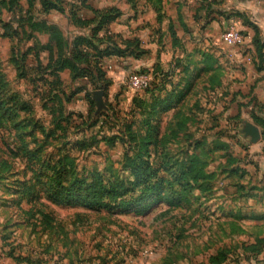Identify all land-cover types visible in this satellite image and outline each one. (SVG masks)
Masks as SVG:
<instances>
[{
  "label": "rangeland",
  "instance_id": "obj_1",
  "mask_svg": "<svg viewBox=\"0 0 264 264\" xmlns=\"http://www.w3.org/2000/svg\"><path fill=\"white\" fill-rule=\"evenodd\" d=\"M19 1L11 12L0 0V264H264L262 173L251 175L263 166L228 101L240 65L224 35L246 37L238 15L223 8L206 30L220 0H89L125 12L130 37L147 27L157 58L138 71L150 91L130 86L133 72L107 80L105 108L85 120L59 116L86 110L82 95L56 102L21 74ZM97 180L121 196L109 210L73 191Z\"/></svg>",
  "mask_w": 264,
  "mask_h": 264
},
{
  "label": "crops",
  "instance_id": "obj_2",
  "mask_svg": "<svg viewBox=\"0 0 264 264\" xmlns=\"http://www.w3.org/2000/svg\"><path fill=\"white\" fill-rule=\"evenodd\" d=\"M73 1L77 0H72L71 2L73 3ZM19 2V8H21V14L23 17L32 16L34 17L33 21L45 22L48 25L54 26L60 32L62 43L65 41L70 43L73 38L76 37H89L92 34L93 28L96 26L94 13L87 9H83L80 12V17L91 24L87 28H81L72 24L68 12L59 13L54 10L47 12L41 11L42 8L40 7L39 1H33L31 7H29L28 1L26 2V6H24L23 2ZM217 5L218 8H216V6H212L210 10V12L213 13L211 14L214 16V19H211L212 23L207 25V27L206 25H203L205 29L207 28L206 30L211 28L215 23H219V18L215 16L216 12L222 13L224 12L223 8H226L230 13L236 16L238 15L234 18L236 20L235 24L239 23L240 30L245 31L244 34L246 37H244V39L241 38L239 42L230 46L235 49V54L230 57L240 66H237L236 70L230 75V79L235 80L239 87L237 88L238 91L234 95H229L228 101L238 115V122L242 124L241 133L243 138L251 145L250 151L253 155V160H257L259 165L263 166L261 169L257 168V172L256 169L252 170L251 175L253 176L252 180L254 182L258 172L262 173V186L260 189L264 193V154L262 152L264 141L262 131L254 122L252 117L253 114H260L264 116V113H259V107L264 105V47L261 49V53L259 54L256 50V44L254 43V38L257 37L259 42L264 44V0H220ZM91 7L94 8V6ZM94 9L103 10L105 7L98 6ZM16 14L18 15L19 12ZM120 14L121 15L108 26L109 34L112 36H119L123 40H137L136 45L139 48L137 53L143 52V54L137 58L132 55L103 58L101 66L107 80L112 79L114 81H119L128 73L138 72L139 70H151L153 64L156 63L157 58V44L153 40L152 33L147 31V27L135 30L133 37H130L131 32H129L127 26L123 24L128 15L125 14V12H121ZM21 27L23 29L22 35H26V39L28 40L24 44L22 43L21 47L25 48L22 53L31 49L30 52L27 53L26 59V63L30 61V67L28 68L36 70L38 66V68L41 67L40 70L43 71L42 69L45 68L50 61L52 55L51 52L57 51L58 44L54 40L50 39L49 34L44 29L32 30L27 22H24ZM103 35V30L97 34L98 37H102ZM22 37L24 38V36ZM118 44L124 48L120 41ZM260 55L263 56L260 58ZM62 75H66L68 78L69 84L67 87L62 83ZM46 77L49 82L56 81L57 79L59 80L61 96H63V94L68 96L67 98H69V103L73 102L74 98L76 99L78 98L77 96L80 95H82L84 100L88 102L85 97L87 93L90 95L91 100L95 102L92 94L98 90H94L93 86L84 78L73 80L70 70L64 69L60 71L57 78L55 76ZM80 89H82L83 92H79ZM88 110L89 107L82 112L68 111L67 108H64V112L67 115L75 113L76 115L81 114L85 116V114L87 115ZM247 124H251L259 130L260 139L256 143H253L251 138L243 132L244 127Z\"/></svg>",
  "mask_w": 264,
  "mask_h": 264
},
{
  "label": "trees",
  "instance_id": "obj_3",
  "mask_svg": "<svg viewBox=\"0 0 264 264\" xmlns=\"http://www.w3.org/2000/svg\"><path fill=\"white\" fill-rule=\"evenodd\" d=\"M56 1L58 2H55V0H44L43 2H40V7L42 8L41 11L47 12L50 10H54L59 13H66V8L62 6V0ZM28 3L29 7H31L32 0H28ZM1 4H3V6H6L7 10H11V12L19 10L16 9L18 7V0H7V3L2 0ZM68 6L69 10H67V12L70 21L77 27L87 28L91 24L80 17V12L83 9L90 10L94 13L96 26L93 28L91 36L76 37L73 38L72 42L70 43H68L67 41L62 43L60 32L54 26L48 25L45 22L33 21L34 17L32 16L22 17V20H19V23L21 24L22 22H27L32 30L44 29L49 34L50 39L54 40L58 44L57 51L51 52L52 55L50 61L47 66L42 69L43 71H41V67L38 68V66L36 70L30 69L27 66L24 67V64H26L27 53L30 52L31 49L25 53H20L19 55L20 60H22L21 63L23 66L21 74L26 76L28 75V72L34 71L38 75H40L38 79L42 80L43 84H46L49 88L48 96H51L49 99H53L56 102H60V82L58 79L54 82H49L46 76H55L57 78V75L60 71L68 69L71 72L73 80L84 78L88 80V82L93 86L94 90L102 89L104 91L108 86V81L105 78V73L102 70L101 66V61L103 58L111 56L123 57L126 55H132L137 58L138 56L143 54V52L137 53V51L139 50L138 46L136 45L137 40H123L119 36H112L109 34L108 26L121 15L119 11H111L106 9L96 10L90 6L89 0H77ZM6 27L8 29L10 28V26L8 27V25H6ZM20 28L21 32H23L21 26ZM101 30H103L104 35L102 37H98L97 34ZM119 41L122 46H124V48H122L118 44ZM254 43L256 44L257 52H259L260 54L261 49L264 47V44H261L257 37L254 38ZM261 56L263 55H260V58ZM25 71L28 72L26 73ZM149 89L150 88L145 91H150ZM79 92H83V90L80 89ZM63 96H65V94H63ZM85 97L89 103V114L87 113L86 117H83L81 114H79L78 117H83V119L88 120L90 113H93L92 111H94V102L91 100L88 93L85 95ZM66 101H69V98H67ZM59 110H61L59 112V116L63 117L65 113L64 108L63 110L61 108ZM259 113H264V105L259 107ZM252 117L254 122L261 129L264 141V116L260 114H253ZM96 122L97 120L94 119L91 125L96 124ZM57 128H60V122L57 124ZM262 152L264 154V147L262 149ZM69 190H73V188H70ZM73 191H75L76 193L79 192V195L77 196L78 200H80L85 205L98 210L111 209L117 202V200L121 197L113 186H109L102 180H97L96 182L93 181L91 182V184H84V182H79L77 189ZM120 204L123 206L125 202L121 200Z\"/></svg>",
  "mask_w": 264,
  "mask_h": 264
},
{
  "label": "built area",
  "instance_id": "obj_4",
  "mask_svg": "<svg viewBox=\"0 0 264 264\" xmlns=\"http://www.w3.org/2000/svg\"><path fill=\"white\" fill-rule=\"evenodd\" d=\"M240 39L239 33L237 32L224 35V41L231 45L236 44L240 41ZM127 79L130 86L136 91L147 90L149 88L148 77L142 73L133 72L128 76Z\"/></svg>",
  "mask_w": 264,
  "mask_h": 264
},
{
  "label": "water",
  "instance_id": "obj_5",
  "mask_svg": "<svg viewBox=\"0 0 264 264\" xmlns=\"http://www.w3.org/2000/svg\"><path fill=\"white\" fill-rule=\"evenodd\" d=\"M93 100L95 101L96 104V114H99L101 110L105 108L104 102H103V92L98 90L93 92L92 94ZM243 132L251 138V141L253 143H256L260 139V133L257 127L247 124L244 127Z\"/></svg>",
  "mask_w": 264,
  "mask_h": 264
}]
</instances>
